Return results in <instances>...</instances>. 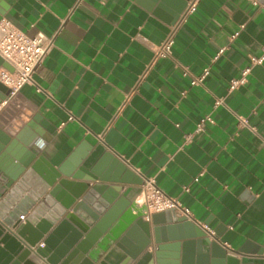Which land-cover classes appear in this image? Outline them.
I'll list each match as a JSON object with an SVG mask.
<instances>
[{
    "label": "crops",
    "instance_id": "1",
    "mask_svg": "<svg viewBox=\"0 0 264 264\" xmlns=\"http://www.w3.org/2000/svg\"><path fill=\"white\" fill-rule=\"evenodd\" d=\"M150 3L0 0V19L52 41L33 83L0 109V128L15 134L38 116L53 133L43 130L35 145L44 142L40 155L54 169L79 146L86 155L101 147L218 232L225 264L258 251L264 257V61L250 64L264 52V3L199 0L179 25L171 55L152 64L178 19L169 22L172 6ZM244 71L245 82L230 90ZM205 115L212 123L194 133ZM239 117L256 133L239 128ZM140 193L133 184L118 192L130 216L144 214Z\"/></svg>",
    "mask_w": 264,
    "mask_h": 264
},
{
    "label": "water",
    "instance_id": "2",
    "mask_svg": "<svg viewBox=\"0 0 264 264\" xmlns=\"http://www.w3.org/2000/svg\"><path fill=\"white\" fill-rule=\"evenodd\" d=\"M188 1L151 0L149 6H172L174 23ZM0 68L12 72L1 57ZM8 94L0 83V103ZM43 130L53 133L38 116L15 134L0 128V264H225L218 232L211 239L172 209L147 221L140 212L130 216L118 192L143 182L101 147L86 155L79 146L54 169L35 145ZM261 255L241 264H264Z\"/></svg>",
    "mask_w": 264,
    "mask_h": 264
},
{
    "label": "built area",
    "instance_id": "3",
    "mask_svg": "<svg viewBox=\"0 0 264 264\" xmlns=\"http://www.w3.org/2000/svg\"><path fill=\"white\" fill-rule=\"evenodd\" d=\"M199 0H189L186 8L180 14L177 22L171 26L169 33L165 39L155 47L151 64L160 59L168 58L172 53L174 44V37L179 28V25L197 10ZM235 36V35H234ZM234 36L232 38H234ZM52 46V41L46 37L42 32H37L33 36H28L25 33L17 29L10 21L5 18L0 19V57L12 68V72L1 68L0 69V83L4 85L9 94L4 101L0 103V109L3 105L11 102L19 93L20 89L33 83V76L36 70L43 63L48 51ZM223 53V49L219 50L216 58ZM264 61V52L259 57H251V65H259ZM208 74L205 70L200 78L193 79L191 85H197ZM246 71L241 74L240 78L233 79L230 83V90L235 89L239 85L245 82ZM218 101L216 104H220ZM122 109V108H121ZM120 109V110H121ZM119 110V111H120ZM70 120L73 118L70 117ZM206 123H212V119L209 115H205L199 120L196 125L194 133H200L204 130ZM239 128H246L253 133H256V127L250 125L244 118L239 117L237 121ZM193 134L186 135L184 140V146L191 144ZM204 175V171H201L194 179L195 182L199 181V178ZM141 202L145 206L144 218L149 220L150 216L155 213L164 212L166 210H174L176 216L184 217L186 220L198 224L194 216L190 211L182 206V204L176 198H172L164 194L155 184L152 179H145L141 185ZM20 221H24V216H20ZM200 225V224H198ZM202 227V225H200ZM204 231L208 229L203 226ZM208 236L213 237L211 231H207ZM212 239V238H211Z\"/></svg>",
    "mask_w": 264,
    "mask_h": 264
},
{
    "label": "clouds",
    "instance_id": "4",
    "mask_svg": "<svg viewBox=\"0 0 264 264\" xmlns=\"http://www.w3.org/2000/svg\"><path fill=\"white\" fill-rule=\"evenodd\" d=\"M38 147L43 148L44 147V142L40 141L39 144H38Z\"/></svg>",
    "mask_w": 264,
    "mask_h": 264
},
{
    "label": "bare ground",
    "instance_id": "5",
    "mask_svg": "<svg viewBox=\"0 0 264 264\" xmlns=\"http://www.w3.org/2000/svg\"><path fill=\"white\" fill-rule=\"evenodd\" d=\"M141 205H142V207H143V209L145 208V206H144V204L141 202ZM138 213V212H137ZM134 214H136V213H134Z\"/></svg>",
    "mask_w": 264,
    "mask_h": 264
}]
</instances>
